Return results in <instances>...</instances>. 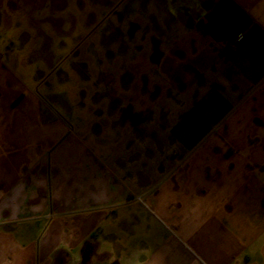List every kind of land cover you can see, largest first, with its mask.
<instances>
[{
    "label": "crops",
    "instance_id": "crops-1",
    "mask_svg": "<svg viewBox=\"0 0 264 264\" xmlns=\"http://www.w3.org/2000/svg\"><path fill=\"white\" fill-rule=\"evenodd\" d=\"M158 1L147 103L74 116L0 0V264H264V0Z\"/></svg>",
    "mask_w": 264,
    "mask_h": 264
},
{
    "label": "rangeland",
    "instance_id": "rangeland-1",
    "mask_svg": "<svg viewBox=\"0 0 264 264\" xmlns=\"http://www.w3.org/2000/svg\"><path fill=\"white\" fill-rule=\"evenodd\" d=\"M13 1L30 42L26 56L43 77V105L63 113L68 107L76 116L83 107L122 105L129 113L128 104L147 103V46L158 0ZM159 19L160 28L168 27Z\"/></svg>",
    "mask_w": 264,
    "mask_h": 264
},
{
    "label": "trees",
    "instance_id": "trees-1",
    "mask_svg": "<svg viewBox=\"0 0 264 264\" xmlns=\"http://www.w3.org/2000/svg\"><path fill=\"white\" fill-rule=\"evenodd\" d=\"M135 117H137L136 115H134ZM139 117V116H138Z\"/></svg>",
    "mask_w": 264,
    "mask_h": 264
}]
</instances>
